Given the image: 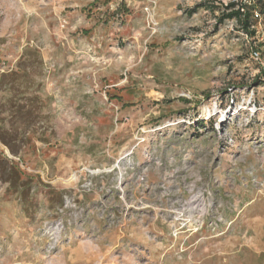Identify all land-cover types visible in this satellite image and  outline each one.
Wrapping results in <instances>:
<instances>
[{"label":"rangeland","instance_id":"rangeland-1","mask_svg":"<svg viewBox=\"0 0 264 264\" xmlns=\"http://www.w3.org/2000/svg\"><path fill=\"white\" fill-rule=\"evenodd\" d=\"M231 2L0 0V264H264V70Z\"/></svg>","mask_w":264,"mask_h":264},{"label":"built area","instance_id":"built-area-1","mask_svg":"<svg viewBox=\"0 0 264 264\" xmlns=\"http://www.w3.org/2000/svg\"><path fill=\"white\" fill-rule=\"evenodd\" d=\"M237 3L236 10H241L243 15H246L251 8V24L248 31L243 29V35L246 37L250 44L251 56L256 61H261L262 69L264 70V62L262 60L261 49L264 48V8H260L257 0H242V4H239V0H234Z\"/></svg>","mask_w":264,"mask_h":264},{"label":"trees","instance_id":"trees-1","mask_svg":"<svg viewBox=\"0 0 264 264\" xmlns=\"http://www.w3.org/2000/svg\"><path fill=\"white\" fill-rule=\"evenodd\" d=\"M257 2H258L259 7L263 9L264 0H257ZM239 4H242V0H239ZM236 6H237L236 2H231L230 4H228L226 8L223 10L222 17L220 18V22H224L226 20H231V19H237L239 23L242 25L243 29L245 31H248V29L250 28V24H251V8L252 7L249 8V11L246 15H243L240 9L236 10ZM0 139L3 142L7 143V141H5L4 138H2L1 134H0ZM19 183H21L22 185L23 182L19 181Z\"/></svg>","mask_w":264,"mask_h":264}]
</instances>
